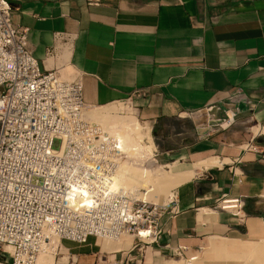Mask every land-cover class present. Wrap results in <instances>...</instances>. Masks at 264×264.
I'll use <instances>...</instances> for the list:
<instances>
[{"label":"crops","instance_id":"obj_1","mask_svg":"<svg viewBox=\"0 0 264 264\" xmlns=\"http://www.w3.org/2000/svg\"><path fill=\"white\" fill-rule=\"evenodd\" d=\"M5 1L12 26L27 28L37 60L52 34L71 35L68 56L85 103L146 90L135 103L152 130L150 166L182 172L209 157L219 161L172 188L177 213L160 220L162 235L147 247L143 264H163L169 254L191 257L208 238L263 232L264 0ZM208 106L211 122L235 107V124L206 132L208 117L193 115ZM250 139L257 151L244 148ZM222 195L242 199V221L213 209ZM123 243L62 240L54 262L132 264L136 257L125 256ZM0 264L9 257L0 253Z\"/></svg>","mask_w":264,"mask_h":264},{"label":"built area","instance_id":"obj_2","mask_svg":"<svg viewBox=\"0 0 264 264\" xmlns=\"http://www.w3.org/2000/svg\"><path fill=\"white\" fill-rule=\"evenodd\" d=\"M10 12L0 0V253L9 264H36L56 240L82 244L89 237L116 242L130 236L125 256L138 263L161 237L160 220L177 210L172 198L138 200L137 190L120 186L121 177L148 166L152 156L139 158L129 141L128 151L121 127L88 111L112 105L118 115L146 123L135 103L146 90L106 104L85 103L81 75L68 56L71 35L52 34L37 60L26 44L27 28L12 26ZM233 108L205 131L231 127ZM251 141L244 148L257 151ZM259 152L264 157V149ZM242 203L222 195L213 209L242 221Z\"/></svg>","mask_w":264,"mask_h":264},{"label":"bare ground","instance_id":"obj_3","mask_svg":"<svg viewBox=\"0 0 264 264\" xmlns=\"http://www.w3.org/2000/svg\"><path fill=\"white\" fill-rule=\"evenodd\" d=\"M116 109L117 108L112 107V105H106V106L104 105V106H100V107H95L88 112H89L90 116L99 119L101 122H104V120L107 119V121H108L107 123L110 122V123L116 124L115 126H120L121 129L118 128V132H119L120 136L123 137L125 147L129 151L130 146L128 144V141L131 144L134 143L133 146L135 147L136 153L139 157L138 152H140V151L143 152L145 149H147L148 146H146V145H148L147 142H149L147 140L148 139L150 140L151 138H150L148 132H146L144 130V128H141L138 125L137 121L129 118L128 115H125V116L117 115ZM104 123H106V122H104ZM254 131H257V129L254 128ZM141 138H142V140H144L146 142H141ZM150 156H152V154ZM139 158H141V157H139ZM147 158H149V157H147ZM215 165H217V166L219 165V161L217 160L216 157H209L207 159L195 162L190 166L189 169L183 170L182 172H173L172 166L168 165L167 166L168 170L166 171V173L162 174L163 175L162 179H161L162 181H160V183L158 185H156V184L153 185L152 183H150L148 186H145V185H146V182L148 181L147 180L148 179V177H147L148 173L151 171H146L147 169H149L147 167H139V168H145V169L147 168L146 170L144 169L145 171H142L144 173V174H142V176L141 175L139 176V173L137 171V169H139V168H137L134 171L127 174L126 177H121L119 179V182H120V186L124 190L136 191L137 189H143L147 193H150L153 195L163 196L162 202H165V201H168L172 198V191H171L172 188L175 187L181 181L186 180L188 178H191L194 175V173H196L197 168H202V167H207V166L209 167V166H215ZM164 176H166V177L164 178ZM150 182H152V181H150ZM133 194H134V197H136L138 200H142V199L144 200V197H145L144 192L136 191V192H133ZM127 238H131V237L126 236V237H124V239H120L119 241H116V242H124ZM215 239H217V238H210L206 242V246L208 247L207 250H209V252H210L208 257L209 256H219L220 254H222V253L225 254L226 252H231V253L232 252L233 253L239 252V253H241V254H239L240 255L239 257H241L242 252H245V254H246V251L251 252L249 254H253L254 252H257L258 255H259V253H261V254L263 253L262 255H264V244H261V245L257 244V245L252 246L249 242L247 244V240L241 239L235 235H232V236H229L226 238H218L220 240H215ZM128 244H130V242L123 243L124 249H125V247H128L127 246ZM59 246L60 245L57 244V240H56L54 242V247L53 246L50 247L49 251H47L43 254H40L37 257L36 264H55V262H54L55 252ZM45 254L47 255L46 257L44 256ZM234 255H237V254H234ZM41 256H44L45 258L40 260ZM242 256H244V255H242ZM262 258H263V256H262ZM189 261L190 260H188V262ZM182 263H183L182 261H178L175 264H182Z\"/></svg>","mask_w":264,"mask_h":264},{"label":"rangeland","instance_id":"obj_4","mask_svg":"<svg viewBox=\"0 0 264 264\" xmlns=\"http://www.w3.org/2000/svg\"><path fill=\"white\" fill-rule=\"evenodd\" d=\"M203 111L204 112H201L199 114L193 115V117H195V116L196 117H200L202 115H204L205 117L207 116L208 117V120L210 121L208 123V126H210L211 124H213L211 122V109H210V111L209 110H205V109ZM116 114L118 115L117 112H116ZM235 121H236V117L234 119V124H235ZM104 122L107 123L108 122L107 119L104 120ZM137 123H138V125L141 128H144V130L146 132H148V134H149V136L151 138L150 140L149 139L147 140V141H149V142H147L148 145H146V146H148L147 149H145L143 152H141V151L138 152L139 157L147 158V157H149L153 153V147H152V142H153L152 130L150 132V127H149V124H147V123H141L140 121H137ZM249 127H251V125L246 124L245 129H247ZM199 133L200 132L198 131L197 132V135H200ZM141 142H143L142 138H141ZM144 142H146V141H144ZM54 148H56V145L54 146ZM167 166L164 167L165 169L164 168L163 169H160V168H156V167L150 166V162H148V166H146V167L149 168V169L146 168L147 169L146 170L145 168H139V169H137V171L139 173V176L140 175L142 176V174H144L142 171H145V170L146 171H151V172L148 173V176H147L148 177V179H147L148 181L146 182V185L145 186H148L150 183H152L153 185H155V184L158 185L160 183V181H162L161 180L162 179V176H163L162 174L163 173H166V171L168 170ZM165 177L166 176H164V178ZM149 180L152 181V182H150ZM137 191L138 192H144L145 193L144 201L161 202L162 199H163V196H161V195H153V194L147 193L145 190L137 189ZM263 225H264V223H263ZM232 235H229V236H232ZM229 236H227V237H229ZM235 236H237V237H239L241 239L247 240V244L249 242L252 246L257 245V244H259V245L264 244V230H263V232H260L258 234H249V233H246L245 234V233H243V234H241V236H239V235H235ZM122 239H124V237ZM208 239H210V238H208ZM215 240H220V239L217 238ZM124 242H131V238H127ZM206 242L207 241H205L202 244L201 249H197L196 250V252L194 253L193 256H191V257H184V256L180 257V256H176V255L169 254L168 256L164 257V261H163L164 263L163 264H175L178 261H182L183 262L182 264H184V263L185 264H234V263L235 264H264V255H262L263 253L262 254L259 253V255H260L259 256L257 252H254L253 254H249L251 252L246 251V254L247 255L245 254V252H242V255H244V256L241 255V257H239L240 256L239 254H241L239 252L238 253L226 252L225 254L222 253L219 256H209L208 257V255H209L210 252H209V250H207L208 247L206 246ZM127 246H129V244ZM234 254H237L238 256L237 255H234ZM261 255L263 256V258H262ZM44 256L46 257L47 255L45 254ZM44 256H41L40 257V260H42L43 258H45ZM188 260H190V261L188 262ZM142 261L143 260L139 261L138 263H135L134 262L132 264H143ZM145 264H148V261H146ZM159 264H162V262L159 263Z\"/></svg>","mask_w":264,"mask_h":264}]
</instances>
